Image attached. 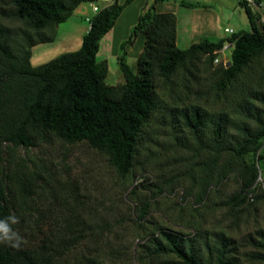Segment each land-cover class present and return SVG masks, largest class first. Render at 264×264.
Returning <instances> with one entry per match:
<instances>
[{"label": "trees", "instance_id": "16d2710c", "mask_svg": "<svg viewBox=\"0 0 264 264\" xmlns=\"http://www.w3.org/2000/svg\"><path fill=\"white\" fill-rule=\"evenodd\" d=\"M95 0H9V10L0 4V218L13 215V225L23 237L19 248L0 244V264H62L66 256L84 237L80 219L66 210L43 211L33 204L43 176L30 171L14 158L19 148H35L58 138L68 143L86 142L106 152L122 178L132 172L137 156L140 133L158 108L157 90L173 85L181 70L197 79L198 66H213L216 51L227 41L233 43L228 67L217 65L214 77L216 89L226 92L251 66L264 58V25L260 23L246 0H240L252 30L236 32L219 42L204 39L189 49L177 46V17L174 13H158L151 7L141 15L128 43L144 36V47L135 71L119 58L125 83L121 86L106 82L109 65L98 61L101 41L115 27L126 4L118 0L92 18L82 48L42 65H31L32 48L54 40L59 26L67 22L84 2ZM188 8L199 4L180 1ZM14 17L25 23L22 42L7 27L1 17ZM125 44L122 45V48ZM260 98L261 95H258ZM264 106V96L262 95ZM249 120L243 127L245 139L239 153H251L253 160L238 173L240 190L229 204L241 208L264 200V190L253 189L258 178L257 154L264 145V110L248 109ZM186 126L198 133L205 125L206 115L198 107L183 113ZM218 137L223 136L222 122L215 124ZM255 201H249V193ZM202 194L200 201L207 199ZM63 207V206H62ZM150 205L144 203L138 219L144 220ZM193 238L162 230L140 244L153 256L174 255L183 264H245L231 241L219 237L213 244L196 247ZM264 251V235L255 243ZM252 259L261 260L257 256Z\"/></svg>", "mask_w": 264, "mask_h": 264}, {"label": "rangeland", "instance_id": "374dc122", "mask_svg": "<svg viewBox=\"0 0 264 264\" xmlns=\"http://www.w3.org/2000/svg\"><path fill=\"white\" fill-rule=\"evenodd\" d=\"M8 2L0 0L9 10ZM90 4L82 3L59 26L54 40L32 48L33 67L82 48L89 27L86 19L95 14ZM99 5L105 6L102 2ZM215 8L222 30H251L240 4L236 11L232 8L224 15ZM1 18L18 42H22L23 31L33 33L12 16ZM136 39L135 47L133 42L120 43L114 34L103 40L98 61H108V84L125 83L119 56H124L129 48L137 52L144 36ZM127 59L136 71L137 60ZM216 68L215 62L212 67L201 64L197 79L181 70L173 85L161 82L158 108L140 133L135 165L127 178L119 176L106 152L86 142L68 143L55 138L35 148L16 150L14 158L18 162L43 176L33 204L43 211L51 206L61 207L69 216L80 219L78 229H83L84 239L62 264H183L174 255L153 256L141 248L140 244L162 230L188 239L197 236L194 244L199 248L224 237L232 242L243 263L264 264V251L255 246L264 235V200L241 208L229 204L241 187L239 170L253 160V154L242 155L239 150L245 139L246 122L256 125L249 120L248 109L264 110V58L256 61L226 92L215 87ZM192 107L200 108L206 115L205 125L198 133L186 126L183 117ZM218 122L224 125L222 137L216 135ZM260 163L264 169V159ZM202 194L208 195L204 202L200 201ZM144 203L150 205V211L146 219L139 220ZM257 255L261 260L252 259Z\"/></svg>", "mask_w": 264, "mask_h": 264}, {"label": "crops", "instance_id": "0c3cea01", "mask_svg": "<svg viewBox=\"0 0 264 264\" xmlns=\"http://www.w3.org/2000/svg\"><path fill=\"white\" fill-rule=\"evenodd\" d=\"M127 1L128 0H118L119 4L121 5L126 4ZM180 1L183 0H132L129 4L125 5L124 10L117 20L115 27L103 38V40H105L106 38L110 39L111 35L114 34L115 38H118L120 43L128 41L127 39H129V37L131 36L135 26L139 22L141 15H143L151 7H154L158 13H174L176 15L177 46L181 49H189L193 44L199 43L204 39H208L211 42H219L221 40L228 39L227 35L224 32L225 29H221V22L217 14H215L213 10L214 7H216L215 9L218 8V10L223 15L231 12L232 8H234V10L236 11L237 4H240V0H184L199 4V6L195 8L185 7L180 3ZM88 18L91 17L88 16L87 19ZM244 26L245 28L247 27L246 23L244 24ZM89 30L90 24L87 33L89 32ZM103 40L101 41V46ZM137 42L138 39H136L132 43V47H135ZM143 47L144 42L139 45V50L137 52H134L132 48H129V51L125 54L126 60H128L127 58L132 57L138 61V58L143 51ZM120 57L121 56H119V58Z\"/></svg>", "mask_w": 264, "mask_h": 264}, {"label": "built area", "instance_id": "2783aa9c", "mask_svg": "<svg viewBox=\"0 0 264 264\" xmlns=\"http://www.w3.org/2000/svg\"><path fill=\"white\" fill-rule=\"evenodd\" d=\"M249 4V6L252 8V10L255 13L259 14L260 17V23L262 25H264V0H246ZM99 2H102L105 4L104 7H101L99 5ZM115 2V0H95L93 2H91L90 6L92 8V11L96 14H98L102 9L111 6L113 3ZM88 23L90 24V28H91V23H92V18H88L87 19ZM225 34H229L230 37H232L233 34H235L236 32L227 27L224 30ZM232 50H233V43L230 41H227L224 45L223 48L219 49L216 51V54L218 55L217 58L215 59V64H223L225 67H228L230 65L231 62V54H232ZM230 53V56L227 55V53ZM220 56H222V59L219 58ZM264 159V145L263 147L259 150L258 154H257V168H258V178L257 181L255 183L254 186V190L258 189V190H264V169L261 166L260 161ZM249 201L250 202H254L255 201V193L253 191H251L249 193Z\"/></svg>", "mask_w": 264, "mask_h": 264}, {"label": "clouds", "instance_id": "9594fccd", "mask_svg": "<svg viewBox=\"0 0 264 264\" xmlns=\"http://www.w3.org/2000/svg\"><path fill=\"white\" fill-rule=\"evenodd\" d=\"M18 220L13 215L0 218V244H8L11 247L19 248L23 242V237L15 230Z\"/></svg>", "mask_w": 264, "mask_h": 264}]
</instances>
